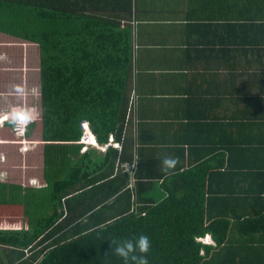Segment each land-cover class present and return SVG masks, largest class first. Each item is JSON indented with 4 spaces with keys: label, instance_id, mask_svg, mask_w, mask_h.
I'll return each instance as SVG.
<instances>
[{
    "label": "trees",
    "instance_id": "16d2710c",
    "mask_svg": "<svg viewBox=\"0 0 264 264\" xmlns=\"http://www.w3.org/2000/svg\"><path fill=\"white\" fill-rule=\"evenodd\" d=\"M59 6L60 0L38 3L33 18L39 31L22 37L40 45L41 106L26 134L40 123L45 182L39 187L0 182V200H6L4 206L0 201V243L20 248L21 257L30 251L34 264H123L110 242L147 235L150 264H228L236 225L227 210L241 200L228 180L232 169L241 167L256 175L250 182L243 179L242 199L245 207L254 202L253 208H264V143L252 142L256 158H247L250 142L240 150L229 148L225 174L211 164L218 156L164 173L165 196L160 198L155 161L140 148L133 151V137L126 133L131 70L116 63L115 51H103L109 47L93 37L91 28L80 35L69 28ZM83 121L90 123L99 144L113 136L121 148L82 152ZM15 124L16 119L4 123L1 140H18ZM236 157L241 167L233 166ZM116 199L127 206L115 205ZM256 215H236L238 231H259ZM208 234L215 246L201 241Z\"/></svg>",
    "mask_w": 264,
    "mask_h": 264
},
{
    "label": "crops",
    "instance_id": "0c3cea01",
    "mask_svg": "<svg viewBox=\"0 0 264 264\" xmlns=\"http://www.w3.org/2000/svg\"><path fill=\"white\" fill-rule=\"evenodd\" d=\"M39 1L0 0V129L10 119H16L15 127L19 120L31 119L27 132L34 122L33 109L22 110L15 104L20 84L28 83L36 48L40 76V45L22 38L39 31L33 17L37 4L47 5V0ZM59 7L66 11L62 18L69 28L73 26L79 35L91 28L93 37L109 47L103 51H115L120 57L116 63L131 70L126 133L133 137V151L140 148L147 160L155 161L160 198L165 196L164 173L174 174L179 167L184 171L218 156L220 160L211 164L225 174L229 148L243 149L246 141L251 143L247 158H256L252 142L264 143V0H60ZM17 137L18 142L25 140ZM4 142L14 141L0 138ZM168 157L176 160L174 167L163 164ZM236 158L233 166L241 167L244 163ZM232 170L227 185L241 200L227 212L236 227V215L257 214L254 227L261 229L243 235L235 227L232 254L226 260L264 264V208H253L258 205L254 202L245 207L241 194L243 179L250 182L257 176L242 167ZM5 177L0 172V182H11ZM31 181L29 186L43 185ZM0 201L4 206L6 200ZM122 201L114 203L126 205ZM201 241L215 246L210 234ZM19 253L20 248L0 243V264H34L30 251L22 257Z\"/></svg>",
    "mask_w": 264,
    "mask_h": 264
},
{
    "label": "rangeland",
    "instance_id": "374dc122",
    "mask_svg": "<svg viewBox=\"0 0 264 264\" xmlns=\"http://www.w3.org/2000/svg\"><path fill=\"white\" fill-rule=\"evenodd\" d=\"M37 60L38 49L36 48L35 58L30 59L31 67L28 69V83L27 85L25 84V87L20 84V87L18 88L19 96L17 97L18 100L15 104L16 107L21 106L22 110L33 109L35 117V110L38 109L41 105L39 93V62ZM20 72L22 78L23 71L20 70ZM34 116L32 117V119H34L35 121L36 118ZM41 137V125L40 123H35V125L31 129L30 135H26L24 141L20 140L18 142V140H16L14 142L0 143V172L5 173V178L7 179V181L17 182L25 186H29L31 180V182L33 183L40 180L41 183L44 184V142L41 140ZM24 142L28 143L24 144ZM25 145L27 150H25ZM113 145L115 147L121 148L120 145L117 146L114 143Z\"/></svg>",
    "mask_w": 264,
    "mask_h": 264
},
{
    "label": "clouds",
    "instance_id": "9594fccd",
    "mask_svg": "<svg viewBox=\"0 0 264 264\" xmlns=\"http://www.w3.org/2000/svg\"><path fill=\"white\" fill-rule=\"evenodd\" d=\"M24 121L25 120H23V122ZM30 121L33 120L29 119V121H26L25 127L28 125ZM92 137L95 138V141L93 142L91 147H96L94 144L101 145L98 143L97 138L93 133V131H92ZM111 142L112 143L110 144L109 141V146L115 147L113 143L116 145H121L120 143L114 142V138ZM83 146L84 145L82 144V148ZM91 147H89L88 149H90ZM163 164L166 166V168H171L175 166L176 160L168 157L164 159ZM110 243H111V247L113 243L115 244L113 251L115 252L116 255L122 258L123 264H150L148 254L151 250V240L147 235H140L139 237H135L133 239H123L118 243L117 242H110Z\"/></svg>",
    "mask_w": 264,
    "mask_h": 264
},
{
    "label": "built area",
    "instance_id": "2783aa9c",
    "mask_svg": "<svg viewBox=\"0 0 264 264\" xmlns=\"http://www.w3.org/2000/svg\"><path fill=\"white\" fill-rule=\"evenodd\" d=\"M81 129H82V136L81 139L79 141V143L83 144V148H82V152H85L86 150H88L89 147H91V145L93 144V140H92V129H91V125L88 121H83L81 123ZM15 133L17 136L24 138L26 135V127H25V123L23 122V120H19L17 122L16 127L14 128ZM111 139L113 140L112 136L110 137V144ZM98 149H100L101 151H106L109 143L106 145H98V144H94ZM118 146V145H117Z\"/></svg>",
    "mask_w": 264,
    "mask_h": 264
},
{
    "label": "bare ground",
    "instance_id": "6f19581e",
    "mask_svg": "<svg viewBox=\"0 0 264 264\" xmlns=\"http://www.w3.org/2000/svg\"><path fill=\"white\" fill-rule=\"evenodd\" d=\"M92 140H93V141H95V138H94V137H92Z\"/></svg>",
    "mask_w": 264,
    "mask_h": 264
}]
</instances>
